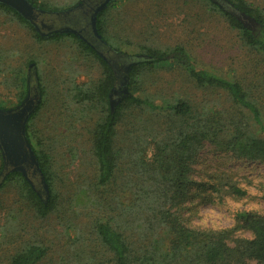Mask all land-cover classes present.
Returning a JSON list of instances; mask_svg holds the SVG:
<instances>
[{"label":"trees","instance_id":"16d2710c","mask_svg":"<svg viewBox=\"0 0 264 264\" xmlns=\"http://www.w3.org/2000/svg\"><path fill=\"white\" fill-rule=\"evenodd\" d=\"M28 1L41 10L61 11L43 1ZM202 1L211 12L223 17L242 45L264 63L261 9L246 0H229L238 12L252 20L254 27H250L215 0ZM107 7L96 15L97 31L104 38ZM0 9L29 28L37 43L70 38L81 53L92 56L102 66V76L93 86L72 80L69 88L76 104L88 103L99 112L90 132L95 162V177L90 186L94 197L83 196L94 201L103 213L94 221L93 230L110 256L92 259L88 264H264V209H237L234 223L218 229L189 227L183 216L195 199L216 204L226 198L237 200L248 195L233 172L217 170L200 180L191 172L206 145L264 165L263 78L260 82L254 77L248 81L225 78L198 67L181 45L169 50L140 45L144 57L130 65L126 90L120 93L115 91L112 68L86 41L72 32L44 37L13 8L0 3ZM166 61L184 70L196 88L217 96L195 101L152 94L139 79ZM24 63L36 65L38 60L29 56ZM16 79L15 76L13 82L19 94L14 107L28 93ZM37 81L41 101L26 126L29 141V122L45 101L38 76ZM0 108L8 107L0 104ZM37 141L41 148L33 149L49 187L48 198L39 195L20 172L9 173L0 189L16 182L34 214L44 218L55 207L57 193L51 155L42 147L43 140L38 137ZM0 164L1 171V159ZM260 194L264 202V190ZM46 253L41 242L26 241L11 255L10 264H38Z\"/></svg>","mask_w":264,"mask_h":264},{"label":"rangeland","instance_id":"374dc122","mask_svg":"<svg viewBox=\"0 0 264 264\" xmlns=\"http://www.w3.org/2000/svg\"><path fill=\"white\" fill-rule=\"evenodd\" d=\"M39 1L63 11L73 8L80 0ZM215 1L254 27L252 20L238 12L229 0ZM246 1L264 13V0ZM105 3L102 9L108 6L105 38L95 35L85 15L71 16L67 21L72 27L56 31H74L79 37L76 34L79 29L80 38L93 46L112 68L117 92L126 90L129 64L144 57L140 54V45L163 50L181 45L198 67L225 78L248 81L254 77L258 82L264 79L263 60L249 52L236 31L218 13L211 12L202 0H110L99 7ZM45 19L58 25L65 21V17L55 14H47ZM32 35L29 28L0 9V104L8 108L16 104L19 90L13 82L15 76L27 92L37 87L36 71L45 101L29 122V142L32 148L39 149L37 138H41L42 147L51 155L57 201L53 210L40 218L34 214L16 182L0 189V264H10L11 255L32 240L47 248L38 264H88L92 259H107L110 255L93 230L94 221L103 213L94 201L83 196L94 197L90 186L95 177L90 132L99 112L88 103L76 104L69 89L72 80L93 86L102 76V66L92 56L81 53L70 38L44 39L37 43ZM29 56L38 60L31 69L30 65H24ZM155 67L156 70L146 73L139 81L156 96L188 97L195 101L217 96L209 90L196 88L185 71L176 68L174 63L161 62ZM0 159L2 163V156ZM217 170L233 172L248 195L237 200L226 198L223 203L216 204L195 199L191 209L183 212L189 227L223 228L234 223L237 209H264L260 194L264 190V165L235 158L206 145L192 166L191 174L200 180ZM36 188L45 198L41 189Z\"/></svg>","mask_w":264,"mask_h":264},{"label":"water","instance_id":"95a60500","mask_svg":"<svg viewBox=\"0 0 264 264\" xmlns=\"http://www.w3.org/2000/svg\"><path fill=\"white\" fill-rule=\"evenodd\" d=\"M0 3L16 10L35 27V22L39 20L40 15L55 14L56 16H59L64 13H69V10L55 12L41 9L37 10L28 0H0ZM105 5L106 3L103 4L102 8H100L101 6L97 7L90 19L92 29L95 35L99 38H101V35L97 31L96 15ZM44 28L50 30L49 25H44ZM52 32L56 33L57 31L54 30ZM72 33H74V31H72ZM40 34L43 35V33ZM132 63L133 62L129 64L128 69ZM29 67L30 69L34 67V63L30 64ZM34 75L37 79L36 71L34 72ZM38 88L39 87L37 86L29 91L19 105L6 109L0 108V153L2 156L0 183L9 173L20 172L32 188L38 193L39 190H36V186H38L45 199H47L49 196V187L45 181L44 174L41 171L26 131L28 120L41 101L40 90H38Z\"/></svg>","mask_w":264,"mask_h":264},{"label":"flooded vegetation","instance_id":"af4514ba","mask_svg":"<svg viewBox=\"0 0 264 264\" xmlns=\"http://www.w3.org/2000/svg\"><path fill=\"white\" fill-rule=\"evenodd\" d=\"M109 2L110 0H80L79 2H77V4L75 6H73V8H69V13H64V14H61L60 17H65V21H61L58 24H52V23H49L46 21V15H40L39 16V20L35 22L36 24V29L35 31L37 32H40V33H45L47 35H45L44 37H47V36H51L53 34H50V32L54 31V30H60V31H63L62 29H66V28H71L72 27V24L71 23H68L69 21L68 18H70L71 16L72 17H82V16H86V18L91 19L93 13L95 12V10L97 9V7H99L103 2ZM37 10H40V8H36ZM62 11V10H61ZM63 11H67V10H63ZM44 25H49L51 27L50 30H48L47 28L45 29L44 28ZM81 29H83L81 27ZM60 31H58L57 33L55 34H58ZM76 34L79 35L80 37V34H79V29H76ZM37 190V188H36ZM38 194L41 195V193L38 191Z\"/></svg>","mask_w":264,"mask_h":264}]
</instances>
